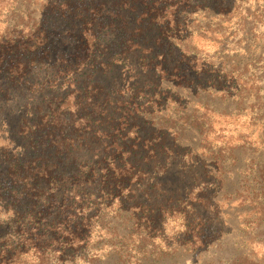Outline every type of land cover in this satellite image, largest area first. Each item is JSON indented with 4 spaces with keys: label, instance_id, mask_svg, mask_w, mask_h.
Instances as JSON below:
<instances>
[{
    "label": "rangeland",
    "instance_id": "374dc122",
    "mask_svg": "<svg viewBox=\"0 0 264 264\" xmlns=\"http://www.w3.org/2000/svg\"><path fill=\"white\" fill-rule=\"evenodd\" d=\"M13 1L0 0V37L37 21L47 42L40 52L25 50L0 62V184L15 182L6 180L15 156L21 164L43 152L51 159L55 146L39 142V127L67 90L81 91V109L88 89H98L96 103L108 93L144 103V94L160 89L167 93L159 115L139 121L141 135L154 143L157 128L169 129L160 143L171 150L142 164L149 177L130 206L147 209L152 228L168 238V251L135 263L96 245L88 251L89 264H264V0H174L181 51L166 49L172 69L164 80L141 66L140 54H130L126 67L119 64L114 42L106 52L88 54L80 35L71 32L77 20L63 13L61 0H20L18 17L11 16ZM142 13L138 5L121 14L134 29ZM142 27L141 44L153 53L164 47L160 30L148 20ZM11 73L18 77L12 80ZM187 150L197 158L186 161ZM173 205L181 217L167 212ZM117 216L120 232L137 231L131 211ZM2 223L0 218V236L11 230Z\"/></svg>",
    "mask_w": 264,
    "mask_h": 264
},
{
    "label": "trees",
    "instance_id": "16d2710c",
    "mask_svg": "<svg viewBox=\"0 0 264 264\" xmlns=\"http://www.w3.org/2000/svg\"><path fill=\"white\" fill-rule=\"evenodd\" d=\"M13 3L11 16L18 17L17 6L21 8L24 2ZM59 3L63 13L77 20L71 32L80 35L88 54L106 52L105 48L114 42L118 48L114 59L119 64L126 67L125 59L136 53L140 54L142 67L156 71L163 80L169 75L165 70L172 68L164 59L168 55L166 49L172 54L180 52L178 41L182 40L177 34L179 9L174 0H61ZM138 5L143 13L132 29L121 13L132 14ZM146 19L163 37L164 47L160 46L155 53L138 38ZM37 24L32 22L25 31L10 29L0 37V62L25 50L30 54L41 51L47 42V31ZM121 34L127 36L120 40ZM18 65L16 62L14 67ZM10 76L12 80L18 77L12 73ZM97 91H83L87 105L81 109L78 105L82 93L78 90H67L56 108H50V114L39 127L42 134L39 142L45 147L55 146L50 160L44 157L45 152L36 158L39 163L35 165L37 161L21 164L16 156L13 158L15 162L11 163L6 180L15 182L9 187L6 182L0 184V218L2 225L11 229L0 236V264H89L88 251L96 245L103 247L97 251L107 247L110 252L119 253L120 258L129 257L135 263L159 258L168 251L164 246L168 238L152 228L154 223L148 219L147 209L139 206L136 211L130 206L149 177L148 168L142 164L152 159L158 161L166 155V150H171L166 142L160 143L169 129L157 128L154 137L158 142L152 143L142 138L139 123L142 120L150 123L159 115L167 92L159 89L144 94L147 99L144 103L114 98L108 93L103 101L96 103L93 96ZM185 153L186 161L197 158L189 150ZM32 165L33 170H20ZM25 200H28L26 207ZM126 210L136 219L135 232H120L114 224V219L120 217L117 214ZM135 212L138 217L133 215ZM167 212L181 217L179 205L171 206Z\"/></svg>",
    "mask_w": 264,
    "mask_h": 264
}]
</instances>
